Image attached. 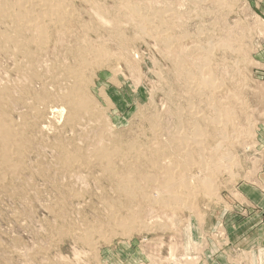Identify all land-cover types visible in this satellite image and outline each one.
Wrapping results in <instances>:
<instances>
[{"label": "rangeland", "instance_id": "obj_1", "mask_svg": "<svg viewBox=\"0 0 264 264\" xmlns=\"http://www.w3.org/2000/svg\"><path fill=\"white\" fill-rule=\"evenodd\" d=\"M72 1V21L64 23L66 31L51 27L47 46L38 48L22 40L26 46H19L21 55L13 45L7 47L16 50L14 53L4 48L6 44L0 39V50H5L0 51V85L13 83L14 89L19 85L14 94L25 96L29 103L33 100L26 99L29 90L37 98L48 86L46 92L54 94L67 88L62 86H73L71 79L64 77L65 71L75 65L76 70L83 68L76 52L82 46L100 51V57H83L95 62L82 69L87 68V75L81 92L90 112L86 107L71 126L57 112L56 116L47 113L44 118L52 121L44 119L40 124L44 127L30 129L29 136L35 141L31 140V149L26 150L23 176L15 179L21 181L12 178L13 185L0 188V264H264V0H94V6ZM128 3L150 20L158 15L153 19L156 24L152 21L154 24L142 29L138 18L124 8ZM33 59V65H38L34 67L38 80L27 83V63ZM17 68L23 69L25 80L21 81ZM200 76L215 84L212 97L210 92L197 94L194 88L185 87V77ZM23 82L27 87H20ZM47 104L56 105L54 111L61 110L58 101ZM15 107L17 112L13 109L11 114L15 120L18 113L32 115L29 105ZM190 111L202 114L197 127L204 130L201 139L206 158L224 161L219 163L222 167L211 170L215 195L200 191L193 198L192 209L155 207L141 213L130 232L115 227L102 230L99 220L108 218L103 199L116 197L112 183L102 178L101 168L95 165L74 170L68 167L61 172L55 141L79 144L76 146L85 156L92 155L94 146L101 143L109 148L117 142L152 144L156 137V141L168 144L175 132L190 133L192 129L186 124L191 120L187 116ZM218 113L225 124L212 126L210 121ZM123 154L116 157L120 169L128 164ZM200 156H195L198 166ZM59 202L61 211L56 206ZM84 237L90 239V245Z\"/></svg>", "mask_w": 264, "mask_h": 264}, {"label": "bare ground", "instance_id": "obj_2", "mask_svg": "<svg viewBox=\"0 0 264 264\" xmlns=\"http://www.w3.org/2000/svg\"><path fill=\"white\" fill-rule=\"evenodd\" d=\"M83 1H86V3L88 2V4L91 5V3H93L94 0H83ZM72 2H73L72 0H0V25L5 27V28L0 27V39H1L2 43L6 44V47H4V48L7 49V48H9V47H7V45H13V47H16L20 51V47L22 48L24 46L21 44L22 40L27 41L28 42V43L26 42L27 44L30 43V44L36 45L38 48L43 47V46H47L48 40H50L48 33H49V30L51 29V27L58 26V27L62 28L61 30H63L64 29L63 27H65L64 26L65 22L70 24V22H68V21H69L70 17L73 15L72 11H71V3ZM73 4L75 5V3H72V6H73ZM95 4L97 5V3H93V6ZM119 5H118V8L120 9ZM130 5H129V3L126 4V5H124L125 6L124 8H126L127 12H129L130 15L133 14V15H135V17L138 18V20L141 23L140 27L142 29L146 25L154 24V23H152V21H153V19L157 18L158 15H157V17H153V19L150 20L148 18L149 16H147V18L144 17L146 15V13L143 16L142 15L143 13L141 14V12L138 10L139 8L136 9L137 7L135 8V6L132 7ZM97 8H99L101 10L100 6L99 7L97 6ZM121 8H123V7H121ZM101 12H102V10H101ZM133 15H132V17H133ZM154 16H156V15H154ZM124 19H126V18H124ZM70 21H72V20L70 19ZM153 22H155V21H153ZM77 23H78V21H77ZM165 23H167V22H165ZM155 24H156V22H155ZM161 26H162V24H161ZM162 27L160 29H162ZM115 32H113V33H115ZM63 33L65 34V32H63ZM70 34H71V32H70ZM163 35H165V34H163ZM65 37H67V36H65ZM117 37H120V35H118V36L116 35V38ZM50 38H52V37H50ZM158 38H160V37H158ZM166 39L167 38L164 37L163 40L166 41ZM63 41H64V39H63ZM66 41H67V39H66ZM79 43H82V42H79ZM63 47H64V45H63ZM82 47L77 51H76V49H74V50L76 52H78L79 59L83 60L81 63V66H80V64H79V66L80 67L83 66L82 69H84V65L87 64L89 66V64L93 65L95 63L93 58H92L93 62H94L93 64H92V62H90V63L88 62L89 60L87 59L88 58L87 54L94 55L95 57H98L100 54L99 53L100 51L96 50L94 47L91 48L92 47L91 45H87L83 48ZM87 47L89 49H85ZM227 47H229V46L227 45ZM77 48H79V46ZM9 49H11V48H9ZM37 49L35 51V53L37 52L36 56H38ZM44 49H45V47H44ZM2 50H4V49L2 48ZM2 50H0V51H2ZM38 50L40 51V49H38ZM70 50H71V48H70ZM15 51L16 50H14L13 53ZM19 51L18 52L16 51V53L21 54V51L20 52ZM8 52H6V54ZM27 54L25 56H27ZM8 55H9V53H8ZM11 55H12V53H11ZM21 55H23V53ZM72 55H73V53H72ZM75 55H77V54H75ZM84 55H86L87 58L86 57L85 58L88 61L86 59L85 60L88 63L87 62L85 63V60L83 58ZM102 56H103V54H101V57ZM107 56L105 58H107ZM16 58L18 59V55ZM27 58L29 60L31 59V57H29V56H27ZM72 58H74V57H72ZM102 60H103V58H102ZM15 61H16V59H15ZM35 61L36 60H34V61L31 60V61H28V63H27V66H29V70L25 69L26 72H28V77H29L27 79V83H29L28 81H30V79L33 81V83L36 80H38L37 79V77H38L37 73L34 70V67L35 66L37 67L38 65H33V63ZM23 62L24 61L21 60V63H23ZM96 63H97V61H96ZM76 66L77 65H75L74 67L77 68ZM212 66H213V64H212ZM21 67L24 68L23 66H21ZM74 67L66 68L65 73L67 76H64V77L71 79V82L69 81V79L67 80L66 78H64V81L66 79V81L73 83V86L68 87L65 84H64L65 86L60 85V87L62 86V88L67 87L66 89H64V91L62 89L63 92H61V93H59L58 87H57V90H58L57 93L58 94L50 93V91L46 92V90H48L47 88L49 87L48 86L49 84L47 85L48 87H46L45 86L46 84H44L43 86L46 87V89H44L45 92L42 91L43 93H41V94L37 93V98H34L32 95L33 92L31 90H29L27 92L28 89L27 90L24 89L27 92V96L29 97L28 98L26 96V99H33L31 101V103H29L30 101L28 102L27 100H25V96H23V95H21L20 97H16V95L14 94V91L16 93V89L18 90V88H19L18 84H17L18 86L15 85L16 86L15 89L12 87L13 83H11V82H10L11 84H8V82L6 81L7 82V83L5 82L6 84L0 85V188L1 189H3L7 184L8 185L11 184L12 178H13V180H15L16 177H18V179H19L21 175L23 176V171L25 170V168L27 166V165L25 166V158L27 156L26 150H28L29 148L31 149V147H30L31 143L30 142H31V140H34V138L31 139L32 136H29L30 129L33 128L32 130L35 131L34 128L44 127L45 125L41 126L40 124H41V122L43 124L44 119H46V118H44L45 115H48L50 113V111L52 112V114L57 112L56 114H60V117L62 116L65 118L64 120L67 121L66 122L67 126H68V124L71 126V124H75V121H76L77 117H79V114L81 112H82L81 114L83 115V111L85 110L86 107H87L86 109L88 110V112H90L89 111L90 109H88V104L86 106L85 105L86 102H84V100H83L85 95H82V92H81L84 90V88H82V86L84 85V83L86 81L84 82L83 77L87 75L85 73L87 68L85 71H83L81 68H80V70H79V68L76 70V69H74ZM52 68H54V67H51L50 71H52ZM17 69H20V68H17ZM62 69H64V67ZM22 70L21 69L17 70V73H18V71L20 72L19 73L20 75L19 74L18 75L21 78L23 77V75L21 76ZM214 70H216V69H214ZM53 71H54V69H53ZM53 71L51 73H55V71L54 72ZM6 72H7V70H6ZM60 72H61V70H60ZM83 72L85 73V75H83L84 74ZM39 73H41V72H39ZM51 73H50V75H51ZM41 74H39V75H41ZM57 75H59V73H57ZM63 75H65V74H63ZM199 75H200V73H199ZM48 76H49V74H48ZM55 77H57V76H54L53 78L55 79ZM203 77L200 76V77H198V79H197V77L193 78V79L192 78L189 79V78L185 77L186 78L185 79V82H186L185 87H187V89H191V88L193 89L194 88V91L196 90L197 94H206V93L208 94V92H210V95L212 97L214 89H215V84L212 83V81H206L205 79H203ZM26 78L24 76V78H22L21 81L25 80ZM48 79H49V77H48ZM86 79H88V78H85V80ZM50 80L51 81L53 80L52 77ZM32 81H30V82H32ZM42 81H43V79H42ZM54 81H52V82L54 83ZM52 82H50V83L52 85H54ZM59 82L60 81L58 80V84H56V85L59 86ZM1 83L2 82L0 80V84ZM33 83L30 85H33ZM19 84L22 85L20 87H23L24 82H23V84H21V83H19ZM26 85L27 84L25 83L24 86H26ZM30 85H29V87H30ZM26 87H24V88H26ZM81 88L83 90H81ZM32 90H34V89H32ZM22 92L23 91H21V94H22ZM34 93L36 94V91ZM83 93H85V92H83ZM17 96H18V92H17ZM84 99H86V98H84ZM34 100H36L38 103L33 102ZM55 100H56V102H55ZM51 101H53V103ZM57 101H58V103L61 104V110L60 111H54L56 105H54L52 107H50V106L47 107V105H48L47 103L50 102L51 104H55V103H57ZM19 104L21 106L29 105V109L31 111L32 117L29 114L18 113L17 114L18 120H15L12 117L14 115H11V114H12L13 109L16 108L15 106L18 107ZM58 107H59V105H58ZM51 109H53V111ZM14 110H16V109H14ZM25 110H26V108H25ZM47 110L49 112H47ZM30 111H29V113H30ZM217 111H219V110L216 109L215 112L217 113ZM16 112H17V110H16ZM176 113H178V112H176ZM184 113L186 115V112H184ZM56 114H54V115L56 116ZM188 114H189L191 120L189 119V121H187L186 124H187V127L189 129H192V130H190V133L189 132L184 133L182 130L175 132L176 134L171 138V141L168 143L169 145L161 143L159 141H156L158 139H156L155 135L153 134L155 138L153 139L152 144L149 143L148 141H145V143L148 142L149 144L148 143L140 144L138 142L140 145L136 142H131V141H129L128 142L129 144H127V145H122L121 143L117 142V145H114L113 148H111V147L109 148V146H106L108 144L101 143V145L97 148H95V146H94V148H93L94 150H92V153H93L92 155L85 156V155H82L84 150L77 147L79 144L78 145L77 144L72 145V143H67L66 140H65L66 143L61 141V140L55 141L56 144L52 143L53 145L55 144L53 146V147H55L54 151H56V153H58V157H57L58 165H59L58 167H60V169L63 170L61 172L69 170V169H67L68 167H70V168H72V170H74L76 168H81V167L88 168L90 166L95 165L96 167L101 168V172L103 174L102 178L103 177H104V179L107 178L110 181V183H112L111 185L113 187V190L115 191L114 196H116L114 198H117V200L114 198L110 199L108 197L104 198L103 199L104 201L102 200L103 204H104L103 205L104 206V213H105L104 216H107L108 218L107 219L102 218L101 220H99V224L101 226V229L103 227H104V229H112L115 227L118 229L119 228L124 229L126 232H130L131 229L134 226H136V222L138 221V216H140L141 213H144V212L146 213L148 210L151 211V209H153L155 207L156 208L158 207L160 209L162 208L163 210H164V208H166V209L170 208V210L172 209L174 211L180 210L183 208L192 209L191 206H193L192 205L193 204L192 203L193 198L195 199L196 195L200 191L203 193H206L207 195H210V196L215 195V191H214L215 189L213 188L214 187V185H213L214 184V176L212 175L211 170L215 167L219 168V165L221 166V164H219V163L223 160H221L219 162V160H217V161H215V159L208 160L206 158L207 153L206 152H205L206 154L203 153L205 151V147H204L205 145H204V143H202V139H201V137L204 136V130L197 127L198 126V124H197L198 120H200V117L202 118V116H199L200 113H198V111L197 112L196 111H190L189 113H187V116H188ZM200 115H202V114H200ZM221 116H222V113L221 114L218 113L217 118L214 119V121H212V120L210 121L212 123V126H213V124H223V125L225 124V122L223 121L224 118L223 119L218 118ZM81 117H83V116H81ZM180 118H181V116H180ZM46 120L52 121L51 119H46ZM179 124H182V123L179 122ZM206 124H207V122H206ZM153 125L154 124L152 123V126ZM54 126L55 125L53 124L52 127H54ZM180 127L183 129L182 126H180ZM39 128H37V129H39ZM47 128L49 130V127H47ZM206 128L208 129V127H206ZM52 129H54V128H52ZM55 129H56V126H55ZM57 130H58V128H57ZM213 130H214V128H213ZM53 131H55V130H53ZM46 132H47V129H46ZM32 133H35V132H32ZM30 134H31V132H30ZM43 134H44V131H43ZM56 134H57V132H56ZM56 134H54L55 135L54 138L57 140L59 138L58 136L60 134H58V136H57L58 138H56ZM220 134H222V133L220 132ZM106 135H108V133ZM62 136H63V134H62ZM103 136L104 135H102V137ZM108 136H109V138L111 137L110 135H108ZM84 137H85V135H84ZM100 137H101V135H100ZM35 138H36V142H37L39 137L36 136ZM147 138L146 139L144 138V140H147ZM164 138H162L161 141H163ZM206 138H207V135H206ZM206 138L205 139L203 138V140H206ZM142 139H140V140H142ZM43 140L45 141V138ZM101 140L103 142V138ZM108 140L109 139H107V141ZM113 140H116V139H112L111 141H113ZM118 140H116V141H118ZM70 141H72V140H70ZM207 142H208V140H207ZM34 143L35 142H33V144ZM97 143H99V142H97ZM143 143H144V141H143ZM36 144H39V142ZM123 144H125V143H123ZM69 145L74 146V149H70ZM32 147H34V146H32ZM214 150H216V148H214ZM28 152H30V150ZM216 152H218V151L216 150ZM39 153H40V151H39ZM118 153H122V154L125 153V154H123V158H124L123 161L128 163L127 165L124 164V167L122 169H120L119 168L120 166H118L120 163L119 164L117 163L118 165L116 164V157H117ZM210 154L211 153H209L208 157L211 156ZM196 155H199V156L201 155L199 159L202 160V162L200 163L199 166H198V161H195ZM213 155H215V154H213ZM223 163H224V161H223ZM36 166H37V164H36ZM39 166H37L39 169H40V167L42 168V166H40V167ZM121 167H122V165H121ZM41 174L43 175L44 173L42 172ZM202 174H204L203 177H202ZM102 178H101V180L103 182ZM10 181H11V183H10ZM15 181L18 182L17 180H15ZM11 185H13V184H11ZM13 190H15V189H13ZM104 194L107 195L106 192H104ZM56 206L59 209L58 211H61V208H62L61 203L59 202L58 205H56ZM164 212H166V211H164ZM98 218H101V217H98ZM99 224H97V225L99 226ZM90 228L97 229L94 226H91ZM98 232L100 234L102 231L99 230ZM83 239L87 243V245H90L91 241L89 238L84 237Z\"/></svg>", "mask_w": 264, "mask_h": 264}, {"label": "crops", "instance_id": "obj_3", "mask_svg": "<svg viewBox=\"0 0 264 264\" xmlns=\"http://www.w3.org/2000/svg\"><path fill=\"white\" fill-rule=\"evenodd\" d=\"M220 264H223V263H220ZM226 264V263H225Z\"/></svg>", "mask_w": 264, "mask_h": 264}]
</instances>
